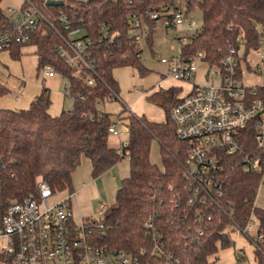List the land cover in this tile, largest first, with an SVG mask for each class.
<instances>
[{"label": "trees", "instance_id": "obj_1", "mask_svg": "<svg viewBox=\"0 0 264 264\" xmlns=\"http://www.w3.org/2000/svg\"><path fill=\"white\" fill-rule=\"evenodd\" d=\"M0 0V33L12 28ZM47 19L24 46H36L37 71L50 65L69 83L73 98L72 111L59 116L49 113L51 98L47 89L37 96L28 109H0V180L8 201H21L34 193L40 179L53 192L74 194L73 174L87 158L96 179L124 160L110 147L109 128L117 120L125 121L130 173L116 192L115 206L106 207L93 238L100 245L137 254L150 250L152 239L145 224H154L162 235L166 249L173 251L180 264H217L210 258L234 245L230 227L244 228L252 214L258 232L264 237V208L255 205L261 177L247 174L228 164L223 172L224 211L210 212L212 219L198 223L200 206H189L183 164L188 146L176 134L171 111L181 90L171 87L153 92L146 99L165 112L162 122L137 116L127 109L114 115L99 108L101 101L118 99L119 83L113 76L117 68L132 67L144 78L152 73L137 57L130 38V16L175 6L176 0H28ZM187 15L201 10V28L189 38L181 55L191 60L205 54L211 64H219L231 49L241 52L242 59L261 47L264 38V0H185ZM27 7V2L23 3ZM64 13L71 30H83L93 40L88 48L96 82L88 85L89 68L79 63L72 67L60 56L58 47H66L71 30L60 20ZM53 27H50V24ZM103 25L108 27L103 28ZM155 24H150L148 47L155 56ZM103 39V40H102ZM102 40V41H101ZM112 40V43H108ZM20 43L9 51L13 60L22 55ZM0 81V97L8 94ZM153 142L159 145L162 168L151 160ZM203 235L199 236V230ZM258 264H264V238L254 251ZM151 257V256H150ZM151 264H168L164 257H151Z\"/></svg>", "mask_w": 264, "mask_h": 264}, {"label": "built area", "instance_id": "obj_2", "mask_svg": "<svg viewBox=\"0 0 264 264\" xmlns=\"http://www.w3.org/2000/svg\"><path fill=\"white\" fill-rule=\"evenodd\" d=\"M24 2H27L26 8L22 7ZM23 3L4 9L12 28L0 33V54L9 52L16 43L27 45L40 20L47 21L30 1ZM60 20L65 30H71L66 14L61 13ZM150 24H155V31L175 30L177 37L173 39H177L180 46L177 54L160 59L166 69L154 87L157 91L166 89L162 85L166 80L189 87L186 94L178 87L181 92L171 117L178 138L189 150L183 164L189 194L187 203L201 207L197 218L198 223H203L212 219L210 212L224 211L221 201L224 197L223 172L228 159L229 164L244 173L260 175L259 189L264 186V84L245 87L241 83V69L250 54L243 60L237 49H231L219 64L208 62L202 52L189 61L183 59L181 50L194 36L197 23L180 4L130 16V38L139 59L143 60L146 52H150ZM184 26L183 31L187 34L180 36ZM103 28L108 30L106 25ZM65 42L66 47H58L60 56L72 67L79 68L80 62L85 64L91 71L87 83L93 86L96 73L92 63L88 62L91 58L88 48L94 44L93 40L77 28L70 31L69 40ZM262 50L264 38L261 47L254 51L260 53ZM200 64L205 65L203 71ZM199 72L201 82L196 80ZM40 73L54 77L57 72L45 65ZM109 133L110 137L120 140L117 150L124 160H129V153H123L127 138L116 122L109 128ZM56 197L49 184L40 179L34 193L21 201L10 202L3 196L0 180V264H151V257H164L168 264H180L173 251L166 249L161 233L151 221L145 224L147 235L152 239L151 249L129 254L100 245L93 238L94 231L104 227L100 219L106 206L101 205L99 220H76L73 194ZM255 220L252 214L244 228H236L257 248L264 237L258 230L256 235L253 234ZM202 235L200 229L199 236Z\"/></svg>", "mask_w": 264, "mask_h": 264}, {"label": "rangeland", "instance_id": "obj_3", "mask_svg": "<svg viewBox=\"0 0 264 264\" xmlns=\"http://www.w3.org/2000/svg\"><path fill=\"white\" fill-rule=\"evenodd\" d=\"M24 0H4L3 8L7 9L9 6L19 7L22 5ZM176 4H180L182 8L186 7L185 0H176ZM7 12V10H6ZM8 13V12H7ZM191 17L196 21L197 27L194 33H197L201 28L203 16L201 10H197L192 13ZM186 26V25H185ZM180 29V36L184 33V28ZM176 36L175 30L168 31H157L155 36V56H152L151 51L149 50L143 56V63L145 66L152 70V73L148 76L142 78L138 71L132 67H122L117 68L113 71V76L120 86V93L118 99H113L110 101H104L105 103L101 105L102 108H105L111 114H118L122 110L130 109L131 105L135 113L145 114L146 117L152 121L162 122L165 120V112L163 109L159 108L156 105L148 102L146 98H139L138 95L145 93L147 91H152L153 86L159 81L160 73L164 72L166 67L160 63L162 57L170 58L173 55L177 54L180 46L177 39H173ZM36 55L33 54H23L21 55V61L24 64V68L29 70L30 73H35V65L33 64V57ZM25 59V60H24ZM4 63L10 62L7 59L3 60ZM26 63V64H25ZM205 68L204 64H200V69L203 71ZM14 73L18 72V67L13 65ZM202 74L199 72L197 77V82H201ZM241 83L245 87H254L257 85L264 84V50L260 53L253 51L250 53L247 64H244L241 69ZM15 85L8 83V87L13 89ZM164 88L171 87H182L183 94L189 92V87L187 84H182L181 82L166 80L163 82ZM130 105V106H129ZM124 134L128 136V129H123ZM128 141V137L126 139ZM110 142L117 144V139L110 137ZM151 160L154 164L162 168V161L159 152V145L157 142H153L151 149ZM126 160H123V163ZM125 164V163H124ZM91 165L90 161L86 158H83V162L76 172V176L81 178V180H87V176L90 177ZM105 179L109 178L108 176L104 177ZM120 180V179H119ZM117 183H106L105 180H100L98 184L85 185L84 189L77 191V197L73 200V211L77 218L83 216L85 219H94L99 220L101 218L100 207L101 204L106 207H111L115 205V194ZM119 188V187H118ZM68 192L59 193L55 199L64 197ZM256 206L264 208V186L259 189ZM258 230V221L255 220L253 225V234L256 235ZM231 238L234 242V245L221 250L219 252V261L217 264H257L255 260V248L252 242L248 239L247 236H244L241 231L236 227H230ZM244 257L241 259V255Z\"/></svg>", "mask_w": 264, "mask_h": 264}, {"label": "crops", "instance_id": "obj_4", "mask_svg": "<svg viewBox=\"0 0 264 264\" xmlns=\"http://www.w3.org/2000/svg\"><path fill=\"white\" fill-rule=\"evenodd\" d=\"M36 50H37L36 46H25L22 48V55L23 54L36 55ZM152 56H154V55H152ZM4 59H7L10 61V62H8L9 65L7 63L3 62ZM37 60H38V56L36 55L33 57V64L35 65V73L33 72V73L29 74V70H26V68H24V64L21 61V58L19 60H13L11 58L9 52H3L0 54V81L6 85V87L8 88V91H9L8 94L0 97V109L15 110V111L28 109L30 107L31 102L37 96H39L44 89H47L48 93L50 94V98H51V102H52L51 106L49 108L50 115L56 117V116H59L63 111H72L74 101H73V98L69 95V83H68V81L65 80L64 77L59 73H56V75L54 77H48V76H44L42 73L38 72L37 71ZM13 65H16V67H18V72L14 73L12 71ZM161 78L162 77L160 75L159 81L161 80ZM10 81H11V83H13V85H15L13 89H10L8 87V83ZM163 82H162V85H163ZM21 88H22V92H20ZM157 90H158V88L154 87L152 91H147L145 93H141L138 95V97L140 99L146 98L147 96L151 95L153 92H155ZM104 103L105 102H100L99 108H101L105 112L109 113L105 108L101 107V105H103ZM133 106L134 105H131L130 109L129 110L127 109L128 112L133 113L139 117L143 116V115L146 116L145 114L135 113L133 110ZM114 115H116V114H114ZM149 120H151V119H149ZM116 123H117L118 128L121 131H123V129H128L125 121L117 120ZM124 135L127 138L129 136V133H128V136H126V134H124ZM109 145L112 148L118 149L119 145H120V140L117 139V144L110 142ZM124 163H123V161L118 163L111 170H109L108 172L104 173L102 176H100L96 179L92 178V175L90 173V177H88V176L86 177L87 180H81V178L76 176V172L79 170V168H80L79 167L77 169V171L73 174V183H74V187H75V193L73 194V197H72V207L74 205L73 200L75 199V197H77V191L84 189L85 185H92V184H96V183L98 184V182L100 180H105V182L109 183V184L117 183L115 185V187L117 186L116 189L118 190L121 186L122 180L125 179L126 177H128L129 173H130L129 160H126V162H124ZM90 165H91V162H90ZM90 172H92V166H91ZM105 176H108L109 178L105 179L104 178ZM117 190H116V192H117ZM115 196H116V194H115ZM114 206L115 205H113L111 207H114ZM79 217L80 218H77L75 216L76 220H81L84 218L81 215ZM240 255H241V259H242L244 257V255H242V254H240ZM210 261H216V263H218L219 253L217 255L211 257ZM256 263H257V261H256Z\"/></svg>", "mask_w": 264, "mask_h": 264}]
</instances>
